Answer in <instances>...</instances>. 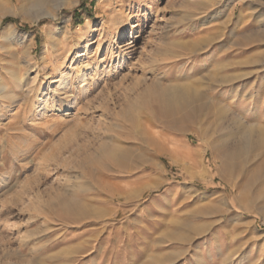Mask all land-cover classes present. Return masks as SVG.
Masks as SVG:
<instances>
[{"label": "rangeland", "instance_id": "obj_1", "mask_svg": "<svg viewBox=\"0 0 264 264\" xmlns=\"http://www.w3.org/2000/svg\"><path fill=\"white\" fill-rule=\"evenodd\" d=\"M0 1L19 6L18 0ZM195 1L48 0L42 9L35 6L2 18L0 29L10 26L17 38L0 40V90L9 86L16 93L12 80L25 72L33 76L32 70L42 65L53 71L32 93L35 98L31 95L19 108L7 101L0 106V258L14 249L25 254L34 247L46 252L79 245L83 252L70 254V264H94L89 261L94 254L96 264H103L117 250L119 264H131V254H140L142 246L162 241L158 249H170L164 235L185 223L198 225L194 248L200 246L206 257L217 249L251 253L241 238H230L228 223L219 221L208 205L223 193L234 205L238 197L218 173L217 116L200 113L183 120L181 129L171 126L153 91L186 83L202 89L213 76L251 72L241 82L246 92H256L250 87L255 68L247 62L264 52V38L238 40L264 28V0H216L213 7L203 6L201 14L193 8ZM187 24L194 27L182 29ZM216 30L225 39L213 49L229 55L207 61L205 45L197 53L183 45ZM22 47H28L29 57L20 54ZM211 63L228 67L208 71ZM56 69L63 71L58 89L66 94L55 92ZM221 93L216 92L214 108L225 104ZM256 93L245 105L239 100L230 104L226 125L231 114L263 119L255 113H264V88ZM111 139L133 151L150 141L151 152L142 165L118 169L101 153ZM180 148L192 157H183ZM65 196L86 209L79 221L66 213L61 204ZM259 210L245 216L253 221L251 230L264 233V210ZM237 211L242 212L235 207L229 216Z\"/></svg>", "mask_w": 264, "mask_h": 264}, {"label": "bare ground", "instance_id": "obj_2", "mask_svg": "<svg viewBox=\"0 0 264 264\" xmlns=\"http://www.w3.org/2000/svg\"><path fill=\"white\" fill-rule=\"evenodd\" d=\"M18 1V7L0 1V23L2 18L8 14H16L17 11H19L17 13H24L26 10H30V8H34L35 6H38L39 9L41 7L42 9L48 2V0ZM215 1L216 0H197L193 3V8L198 14H201L203 6L210 5L213 7ZM61 6L62 5H57V9ZM216 9L217 8L214 7L210 12L211 17ZM202 17L203 16H199L197 18ZM39 18L40 14L37 15L34 20L38 21ZM191 26L194 27V25L187 24L185 28L182 29H188ZM12 31L10 26L1 28L0 40L8 38V35H13V37L10 38H17V35L13 34ZM117 34H120V31H118ZM262 38H264L263 27L257 32H249L242 35L238 42L251 43L253 40L260 41ZM224 39V32L220 30L210 33L205 37L195 38L183 45L188 51H196V53L201 51V49H203L202 46L205 45L206 51L204 52V59L213 61L214 57L220 55V53L229 55L227 50L221 48H218V50L213 49ZM177 44L181 45L180 42H177ZM59 50L55 51L54 54L57 62L61 59ZM29 51L28 47H22L20 49V54L27 58L30 54ZM247 63L255 68L256 73L255 79L252 81V86L250 87L255 86L256 92H260V90L264 88V73H261L264 68V52L256 54V56L248 60ZM45 67V65H42L38 70H32L33 68H30L33 72L35 71L33 76L25 72L23 78L12 80L11 84L16 88V93L12 92L9 86L2 87L0 90V106H4L3 104L7 101L9 103H17L19 108L20 104L26 102L34 91H38L42 82L51 77L52 68L47 71ZM227 67L228 66L225 64L215 66V64L211 63V68H209L208 71L224 70ZM56 71L57 75L54 82L58 83L61 82L65 76L62 70L56 69ZM249 74H251V72L231 73L219 77L213 76L208 78L207 83H204L206 84L205 87L202 89L192 86V83L157 86L153 93L159 105L160 113L170 117L169 123H171V126L175 124L181 129L183 127V120L197 117L200 113L206 114L210 112L212 116L214 113L217 116L218 129L220 132L219 143L217 145V156L219 157L220 163L218 173L223 176L224 183L225 181L230 183L231 188L238 193V197L235 198L236 200L234 199V205L233 201L232 203L230 202L228 195L223 193L213 201L210 200L208 205L212 211H216L219 221L228 223L232 231L230 238H241L243 240V247H245V249L250 247L251 253L239 254L237 248L228 249L226 251L217 249L209 253L206 257L204 253H202L200 246L194 248L196 242L195 235H199L198 225L185 223L184 225L182 224L185 228L181 227V225H174L171 227L170 231L164 235L163 239L172 244L170 249H158V245H160L162 241H159L157 244L150 243L147 247L142 246V252L140 254H131V264H176L179 261L183 264H261L262 261L264 262V233H260L258 230H251L253 221L248 220L245 216V213L252 211L253 208L258 212H261L259 209L264 210V113H262L260 109L257 111L258 113H255L256 117H259V114L263 115V119L261 120L249 119L247 113L237 116L236 114H231L229 123L227 125L225 124V118L227 112L231 108V103H235V101L239 100L242 101L240 102L242 106L245 105L250 98L252 99L258 96L256 92L249 93L248 90L247 92L249 94H247L246 89H244L246 83L241 82L243 77ZM82 75H80V78L83 77ZM255 80L258 81L257 85L255 84ZM61 85L62 84L58 83L55 87V92L66 94V90L58 89ZM220 90L222 91L221 95H224L226 98L224 99L225 104L218 108H214L215 101L218 99L216 97V92ZM262 99L264 100V98ZM60 101L62 102V99ZM1 115L0 113V117ZM6 134L8 135V132ZM203 142L205 145L208 144L205 139H203ZM150 146V141H147L145 146L133 151L131 148L121 143L119 139H111L103 145L101 153L108 157L118 169H133V167L145 163L146 156H149L151 152L149 149ZM7 148L5 146L6 151L10 150V147L9 149ZM179 152L185 158L192 157L191 151L188 149ZM7 156L10 157V155ZM224 174H226L227 178ZM201 175L204 177L203 173ZM1 180L2 179H0V181ZM61 204L64 205L66 213L72 216L73 221H79L78 217H81L86 212V209L80 204V201L69 196H65ZM255 205L258 206L256 207ZM235 207L242 212L237 211L235 214L229 216L230 210H234ZM96 237L97 236H91L92 239ZM207 242L211 244L213 240H208ZM154 245L157 247H154ZM101 248L100 246L97 251L98 253H100ZM29 250L30 251L25 254L16 249L10 250L8 253H4L3 256L1 255L0 264H70L74 258V256H72L73 254L76 255L83 252V248L79 245H68L54 251L48 249L46 252L39 251L40 249L37 247L30 248ZM70 254L72 255L70 256ZM254 254L258 256H255V259H253ZM96 256L95 254L92 255L89 261L96 264ZM100 257L102 258V256ZM108 257L109 256L104 257L103 264H119L122 262L118 250L111 258ZM14 259L15 261H13ZM63 259L64 261H62Z\"/></svg>", "mask_w": 264, "mask_h": 264}]
</instances>
